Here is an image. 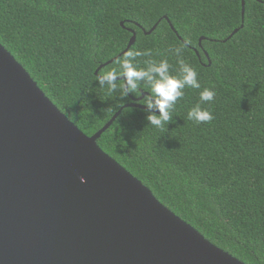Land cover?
<instances>
[{"label":"trees","instance_id":"obj_1","mask_svg":"<svg viewBox=\"0 0 264 264\" xmlns=\"http://www.w3.org/2000/svg\"><path fill=\"white\" fill-rule=\"evenodd\" d=\"M132 31L128 52L151 53L140 67L166 58L178 76L180 48L201 89H184L164 127L124 108L98 146L210 243L264 264V0H0V44L87 136L132 103L95 83ZM204 88L214 119L197 124L187 113Z\"/></svg>","mask_w":264,"mask_h":264},{"label":"water","instance_id":"obj_2","mask_svg":"<svg viewBox=\"0 0 264 264\" xmlns=\"http://www.w3.org/2000/svg\"><path fill=\"white\" fill-rule=\"evenodd\" d=\"M131 100L87 136L0 44V264H244L100 149Z\"/></svg>","mask_w":264,"mask_h":264},{"label":"clouds","instance_id":"obj_3","mask_svg":"<svg viewBox=\"0 0 264 264\" xmlns=\"http://www.w3.org/2000/svg\"><path fill=\"white\" fill-rule=\"evenodd\" d=\"M181 49H175L179 75L170 73L171 65L168 59H153L144 61L140 67L138 57L151 56L150 52L129 51L122 60L117 61V67L99 73L96 76V86L107 89L110 93L120 92V99L130 95L143 106L148 125L164 127L173 120L171 112L177 101L184 96V89H201L198 73L194 67L180 58ZM145 86L149 90H145ZM214 90L204 88L199 94L200 102L187 113V118L197 124L207 123L214 119L213 114L201 107L203 103L214 100ZM81 182H85L81 179Z\"/></svg>","mask_w":264,"mask_h":264},{"label":"flooded vegetation","instance_id":"obj_4","mask_svg":"<svg viewBox=\"0 0 264 264\" xmlns=\"http://www.w3.org/2000/svg\"><path fill=\"white\" fill-rule=\"evenodd\" d=\"M134 99V98H133ZM136 102V101H135Z\"/></svg>","mask_w":264,"mask_h":264}]
</instances>
